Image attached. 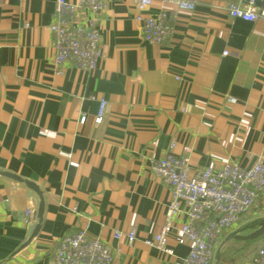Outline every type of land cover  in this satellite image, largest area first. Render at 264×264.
<instances>
[{
	"label": "crops",
	"instance_id": "crops-1",
	"mask_svg": "<svg viewBox=\"0 0 264 264\" xmlns=\"http://www.w3.org/2000/svg\"><path fill=\"white\" fill-rule=\"evenodd\" d=\"M243 1L198 0L181 11L153 0L140 12L133 0H108L89 72L52 64L54 0H0V264H55L56 243L79 229L113 250L112 264L188 256L190 244L175 241L184 205L170 253L146 244L171 198L151 166L169 154L187 157L191 173L264 159V19L225 11ZM160 11L175 15L170 39L141 40L136 17ZM6 175L34 183L43 197L40 229L23 249L39 199ZM263 224L264 193L218 240L217 263L251 264L264 244L252 226Z\"/></svg>",
	"mask_w": 264,
	"mask_h": 264
},
{
	"label": "built area",
	"instance_id": "built-area-1",
	"mask_svg": "<svg viewBox=\"0 0 264 264\" xmlns=\"http://www.w3.org/2000/svg\"><path fill=\"white\" fill-rule=\"evenodd\" d=\"M153 0H133L140 12L151 7ZM181 11H193L198 0H161ZM108 0H79L78 3L54 0L49 31L53 37L52 64L61 67L70 64L77 69L92 72L100 58V19ZM225 11L230 18L253 23L264 19V0H244L240 4L228 3ZM141 40L156 45L167 42L173 31L175 15L160 11L155 16L138 15ZM234 102L233 99H228ZM100 104V113L104 109ZM99 121L100 118H97ZM84 122V118L80 119ZM69 157V155H66ZM152 172L169 188L163 224L152 238L149 247L169 254L167 242L173 237L175 219L180 206H185L186 222L177 226L175 241L188 242L190 251L176 264H210L218 240L251 211L264 193V159L245 169L237 163H226L219 170L205 168L190 172L187 157L169 154L154 161ZM128 243L135 240L133 231L123 235ZM113 250L102 240L91 237L85 229L62 237L54 246L55 264H112ZM251 264H264V244L258 248Z\"/></svg>",
	"mask_w": 264,
	"mask_h": 264
},
{
	"label": "water",
	"instance_id": "water-1",
	"mask_svg": "<svg viewBox=\"0 0 264 264\" xmlns=\"http://www.w3.org/2000/svg\"><path fill=\"white\" fill-rule=\"evenodd\" d=\"M6 176H8L11 179H14L16 181L24 183L25 186L28 187L31 191H33L39 199V204H38L37 210L34 214V220H36L37 222H36V224L29 227L28 234H27V241L20 247L21 249H23L24 247H26L31 242V240L35 237V235L38 233V231L40 229V226H41V223L43 220V210H44L43 197H42L40 190L38 189V187L36 185H34V183L21 180L20 178H17V177L12 176V175H6ZM252 227L257 231L264 233V224L260 225L259 227H255V226H252ZM222 243H219L220 245L218 244L217 247L214 249L210 264H218L217 263L218 252H219V248H220Z\"/></svg>",
	"mask_w": 264,
	"mask_h": 264
}]
</instances>
